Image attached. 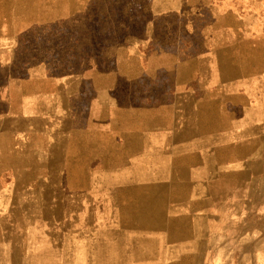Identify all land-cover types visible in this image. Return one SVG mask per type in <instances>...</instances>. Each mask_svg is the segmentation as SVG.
Listing matches in <instances>:
<instances>
[{
  "label": "crops",
  "instance_id": "0c3cea01",
  "mask_svg": "<svg viewBox=\"0 0 264 264\" xmlns=\"http://www.w3.org/2000/svg\"><path fill=\"white\" fill-rule=\"evenodd\" d=\"M112 260L264 264V0H0V264Z\"/></svg>",
  "mask_w": 264,
  "mask_h": 264
},
{
  "label": "rangeland",
  "instance_id": "374dc122",
  "mask_svg": "<svg viewBox=\"0 0 264 264\" xmlns=\"http://www.w3.org/2000/svg\"><path fill=\"white\" fill-rule=\"evenodd\" d=\"M101 10L104 9L103 6L100 7ZM92 12H96L97 11V7L93 6L91 7V9H89ZM127 8L125 5H120V6H116V11H118V13H120V16H126L127 15ZM95 15V14H94ZM118 23L125 25L126 21H117ZM91 24V25H90ZM87 27V25H86ZM105 28V29H111V21H92L91 23H89L88 28ZM81 28V25H79V22L77 21L75 24L73 23L71 25V31H72V40L71 43L66 42L65 44V48L66 50L63 51H55V52H50L47 53L46 51H41L39 53V57L43 60H45V58H48V56L53 59H55V63L57 66V71H63L66 68H71L69 70H72L73 72H78L81 71V66L82 65H86V62L88 61L87 59H89L91 56H95V52H90V51H83L82 49V42H81V37L78 35L79 33V29ZM82 28H85V25H82ZM120 28L122 29V26H120ZM71 44V49H69V47L67 45ZM102 54V53H101ZM65 63L67 66H65ZM64 66V67H63ZM42 210V209H41ZM45 212V215H47L48 209L43 210ZM51 216L52 219H54V217H62V211L58 210V209H52L51 211ZM46 226V224H45ZM62 227V226H61ZM45 231H47V227H45Z\"/></svg>",
  "mask_w": 264,
  "mask_h": 264
},
{
  "label": "bare ground",
  "instance_id": "6f19581e",
  "mask_svg": "<svg viewBox=\"0 0 264 264\" xmlns=\"http://www.w3.org/2000/svg\"><path fill=\"white\" fill-rule=\"evenodd\" d=\"M42 146H43V145H42ZM44 149H45V148H44ZM108 158H109V156H108ZM116 204H117V203H116ZM116 204H115V205H116ZM163 213H165V212H163ZM140 222H141V221H140ZM169 223H170V222H169ZM173 223H174V222H173ZM24 224H25V223H24ZM33 224H34V223H33ZM19 225H20V223H19ZM175 225H176V224H175ZM142 227H143V226H142ZM20 228H21V227H20ZM198 228H200V226H199ZM72 230H73V229H72ZM78 230H79V229H78ZM21 231H23V230H21ZM107 232H108V231H107ZM111 232H112V231H111ZM64 233H65V232H64ZM112 234H113V232H112ZM14 235H15V234H14ZM76 235H77V234H76ZM70 236H71V235H70ZM74 236H75V234H74ZM74 236H73V237H74ZM78 236H79V235H78ZM16 237H17V236H16ZM22 237H23V236H22ZM67 237H68V236H67ZM105 241H106V240H105ZM113 241H114V240H113ZM75 245H76V244H75ZM76 246H77V245H76ZM105 246H106V245H105ZM10 247H11V246H10ZM118 247H119V246H118ZM64 248H65V247H64ZM67 248H68V247H67ZM73 249H74V248H73ZM78 249H79V248H78ZM103 249H104V248H103ZM104 250H105V249H104ZM104 250H103V251H104ZM122 250H123V249H122ZM76 252H77V251H76ZM93 252H95V251L93 250ZM104 252H105V251H104ZM69 253H70V252H69ZM73 253H74V252H73ZM75 254H76V253H75ZM78 254H79V253H78ZM100 254H102V252H100ZM113 255H114V254H113ZM146 255H147V254H146ZM67 256H68V255H67ZM85 256H86V255H85ZM148 256H149V255H148ZM157 256H158V255H157ZM63 257H64V256H63ZM102 257H103V256H102ZM105 257H106V256H105ZM105 257H104V258H105ZM66 258H67V257H66ZM66 258H65V259H66ZM122 258H123V257H122ZM148 258H150V257H148ZM137 259H138V258H137ZM151 259H152V258H151ZM151 259H150V260H151ZM51 260H52V259H51ZM72 260H73V259H72ZM96 260H97V259H96ZM139 260H140V258H139ZM76 261H77V260H76ZM78 261H79V260H78ZM90 261H91V260H90ZM90 261H89V262H90ZM102 261H103V260H102ZM122 261H123V260H122ZM137 261H138V260H137ZM137 261H136V262H137ZM147 261H148V260H147ZM61 262H62V261H61ZM68 262H69V261H68ZM111 262L113 263V260H112ZM24 263H25V262H24ZM35 263H36V262H35ZM64 263H65V262H64ZM79 263H80V262H79ZM85 263H86V261H85ZM101 263H102V262H101ZM118 263H120V261H118ZM82 264H83V263H82ZM89 264H90V263H89ZM113 264H115V263H113Z\"/></svg>",
  "mask_w": 264,
  "mask_h": 264
}]
</instances>
